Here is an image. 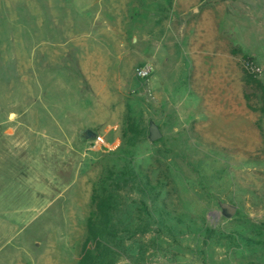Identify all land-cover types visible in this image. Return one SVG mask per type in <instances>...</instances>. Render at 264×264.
<instances>
[{
  "label": "rangeland",
  "instance_id": "374dc122",
  "mask_svg": "<svg viewBox=\"0 0 264 264\" xmlns=\"http://www.w3.org/2000/svg\"><path fill=\"white\" fill-rule=\"evenodd\" d=\"M248 74L264 0H0V264H78L105 187L107 262L264 264Z\"/></svg>",
  "mask_w": 264,
  "mask_h": 264
},
{
  "label": "trees",
  "instance_id": "16d2710c",
  "mask_svg": "<svg viewBox=\"0 0 264 264\" xmlns=\"http://www.w3.org/2000/svg\"><path fill=\"white\" fill-rule=\"evenodd\" d=\"M244 95L248 108L264 117V81L255 74H248L244 81ZM113 192L106 187L94 191L95 212L88 218L90 238L84 244L78 264H115L106 261L117 232L114 214L118 199Z\"/></svg>",
  "mask_w": 264,
  "mask_h": 264
},
{
  "label": "water",
  "instance_id": "95a60500",
  "mask_svg": "<svg viewBox=\"0 0 264 264\" xmlns=\"http://www.w3.org/2000/svg\"><path fill=\"white\" fill-rule=\"evenodd\" d=\"M149 133H150L149 138L152 142L158 141L162 138V134L160 132L159 127L154 123L150 124ZM96 138H97V134L94 129L85 128L80 131L81 141H92L95 140ZM223 206L227 209V211L231 215L235 213V209L230 207L228 204H224Z\"/></svg>",
  "mask_w": 264,
  "mask_h": 264
},
{
  "label": "built area",
  "instance_id": "2783aa9c",
  "mask_svg": "<svg viewBox=\"0 0 264 264\" xmlns=\"http://www.w3.org/2000/svg\"><path fill=\"white\" fill-rule=\"evenodd\" d=\"M152 68L153 67L147 65V66H144V68L139 69V72H138L139 77L141 79H148L152 74Z\"/></svg>",
  "mask_w": 264,
  "mask_h": 264
}]
</instances>
